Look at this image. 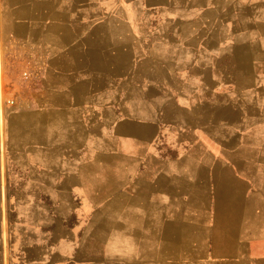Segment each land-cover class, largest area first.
Returning <instances> with one entry per match:
<instances>
[{"label":"crops","instance_id":"1","mask_svg":"<svg viewBox=\"0 0 264 264\" xmlns=\"http://www.w3.org/2000/svg\"><path fill=\"white\" fill-rule=\"evenodd\" d=\"M0 44L42 64L11 128L73 264H264V0H0Z\"/></svg>","mask_w":264,"mask_h":264},{"label":"rangeland","instance_id":"2","mask_svg":"<svg viewBox=\"0 0 264 264\" xmlns=\"http://www.w3.org/2000/svg\"><path fill=\"white\" fill-rule=\"evenodd\" d=\"M41 71L37 54L0 44V264H73L75 258H90V262L97 263L101 257L100 243L97 250L92 242L84 249L80 245L83 233L88 230L83 220L86 214L80 218L83 223L76 224L78 219L74 217L63 226L52 219L58 216L55 211L47 212L48 219L36 220L32 215L34 193L18 159L14 143L17 130L11 128V121L38 89Z\"/></svg>","mask_w":264,"mask_h":264},{"label":"built area","instance_id":"3","mask_svg":"<svg viewBox=\"0 0 264 264\" xmlns=\"http://www.w3.org/2000/svg\"><path fill=\"white\" fill-rule=\"evenodd\" d=\"M26 75H27V73H26ZM27 76H31V75H27Z\"/></svg>","mask_w":264,"mask_h":264}]
</instances>
